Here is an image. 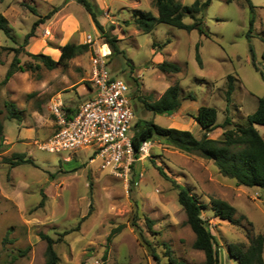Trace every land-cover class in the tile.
<instances>
[{
    "label": "rangeland",
    "instance_id": "rangeland-1",
    "mask_svg": "<svg viewBox=\"0 0 264 264\" xmlns=\"http://www.w3.org/2000/svg\"><path fill=\"white\" fill-rule=\"evenodd\" d=\"M89 1L104 28L119 38L122 51L110 56L108 67L113 76L129 85L132 123L142 116L162 126L189 129L200 137L202 129L193 117L200 105L215 106L217 122L225 115L233 123L243 122L256 108L258 97L264 95V0H251L253 9L246 0H211L202 13L208 35L165 22L143 32L132 21H125L132 19L135 7L157 14L152 0ZM54 8L56 11L46 17ZM0 13L11 26L9 34L0 31V80L15 54L25 66L0 87V264H45L46 242L39 232L56 238L76 224L77 229L54 243L58 264H170L168 248L177 259L204 264L203 251L192 246L194 232L185 222L175 182L190 187L204 203L203 213L216 236L220 263L238 264L228 254L227 245L235 241L247 244L245 228L251 235L264 232V186L236 185L211 159L186 154L157 136L151 137L149 155L133 162L130 176L138 180L133 185L102 167L100 158L91 160V147L75 152L40 148L38 144L55 128L52 97L60 94L67 104L77 105L91 93L86 87L90 53H77L65 65L53 68L30 53H48L56 59L59 45L66 41L84 42L87 33H96L99 41L105 38L78 0H0ZM45 28L50 33L46 34ZM30 31L32 36L26 38ZM196 42L200 62L195 57ZM101 49L107 51L108 47ZM164 59L179 63L181 69L163 72L157 64ZM228 74L233 75L230 99L226 93ZM174 82H178L181 95L191 92L194 98L182 99L172 114H154L133 97L136 85L143 97L157 98ZM6 101L14 103L17 117L8 118ZM255 126L264 138V124ZM132 132L131 126L129 134ZM221 132L217 126L209 135L219 137ZM16 151L32 160L10 164L5 157ZM157 164L174 181L162 176ZM211 196L233 204L240 224L215 218ZM136 213L143 236L131 224ZM147 217L153 221L151 227ZM120 223L123 228L107 241L111 228ZM26 246L29 248L23 252ZM262 255L264 259V245Z\"/></svg>",
    "mask_w": 264,
    "mask_h": 264
},
{
    "label": "trees",
    "instance_id": "trees-1",
    "mask_svg": "<svg viewBox=\"0 0 264 264\" xmlns=\"http://www.w3.org/2000/svg\"><path fill=\"white\" fill-rule=\"evenodd\" d=\"M78 1L83 4L98 30L103 33L105 38L104 41L109 44L110 53L107 55L108 63L110 56L122 51L117 43L119 38L115 33H112L111 29L107 30L104 28L91 6V1ZM210 1L211 0H193L191 3H183L181 0H152L157 14L150 9L135 7L132 9V19L125 21H132L137 28L143 32L151 31L158 22H165L188 31L197 29L200 33L208 35L209 33L203 20L202 13ZM246 1L250 9H253L255 5L252 1ZM54 11H56L55 8L49 11L46 17L51 16ZM185 17H190L191 21H185ZM252 21L253 19H250V26L252 25ZM111 28H114V26L112 25ZM10 30L11 26L8 24V19L0 13V31L9 34ZM29 36H32V31L26 34V38ZM58 48L59 54L56 59L50 54L43 52L30 54L33 57L40 59V61L47 67L53 68L59 63L65 65L69 58L77 53L88 50L89 47L86 42L75 43L72 41H66L60 44ZM195 57L199 62L201 61L199 42H196L195 44ZM262 57L264 59V49L262 51ZM157 66L160 70L166 73L177 72L181 69L179 63L167 59L159 62ZM255 67L257 68V66ZM17 70H25V66L21 63L18 55L15 54L11 59L3 78L0 80V87L4 85ZM262 76L264 77L263 74ZM227 78L229 82L226 93L227 99H230V93L233 89V75L228 74ZM138 90L139 89L136 85L133 97L138 98L142 106L154 114H172L181 106L182 99L194 98V95L191 92H188L186 95H181V89L178 82L168 85L157 98H152L151 95L146 96L147 98L143 97L138 93ZM5 104L8 107V118L17 117L18 114L14 107V103L6 101ZM66 108L68 110H73L74 106L69 105L66 106ZM193 117L202 129L200 137H196L189 129L162 126L154 122L151 118H145L142 116L138 117V119L131 124L133 132L130 134L135 157L139 154L140 143L143 139H151L152 136H157L163 138L166 143L186 154H195L208 160L211 159L221 174L234 178L236 185L264 186V138L255 126V124H264V95L258 97L256 108L246 115L243 122L233 123L229 115H225L221 122H217V109L215 106L208 104L200 105L197 108L196 113L193 114ZM217 126L222 128L221 135L219 137H211L209 132ZM2 137L3 122L0 118V139H2ZM5 160L12 165H16L20 162L30 161L32 159L26 157L23 152L16 151L9 157H5ZM133 166L134 163H132V168ZM157 168L162 176L174 181V179L165 172L161 165L157 164ZM134 180L135 179L131 177L130 182L132 185ZM174 184L177 187V200L186 215L185 222L189 224L194 232L192 246L203 251L204 264H221L219 250L216 248V236L212 231L207 216L203 213V208L205 207L204 203H202L198 196L191 191L190 187L176 182ZM209 202L215 218L232 224H240V218L235 216L236 208L229 201L218 196H211ZM85 216L87 215H83L82 218H85ZM137 220L138 215L136 213L132 218L131 224L136 230H138V233L143 236ZM206 222H208V224H206ZM152 223V219L147 217V224L149 227L152 226ZM123 226L124 224L120 223L111 228L106 237L107 241H110L112 237L123 228ZM78 227L79 224H76L71 229H65L56 238L48 233L39 232L41 238L46 242L44 249L45 264H58V255L54 243L61 239L64 234L68 233L70 230L77 229ZM245 231L248 234L249 242L247 244L242 241L228 243V254L236 258L238 264H264L262 255L264 232L251 235L248 233L249 231L247 232L246 228ZM144 238V240L147 241L146 237ZM148 244H150V242H148ZM28 248L29 246H26L22 251L24 252ZM167 251L170 264H189L186 261L177 259L173 256L170 253L169 248ZM153 255L158 258L156 252H153ZM117 264L126 263L121 262ZM135 264L143 263L137 262Z\"/></svg>",
    "mask_w": 264,
    "mask_h": 264
},
{
    "label": "built area",
    "instance_id": "built-area-1",
    "mask_svg": "<svg viewBox=\"0 0 264 264\" xmlns=\"http://www.w3.org/2000/svg\"><path fill=\"white\" fill-rule=\"evenodd\" d=\"M45 33L50 29L45 28ZM90 65L88 80L94 89L92 96L85 98L73 110L60 94L52 97L50 109L55 128L46 140L38 146L51 152L76 151L79 148H93L91 160L100 158V165L131 183L130 173L135 160L149 155L151 139H143L139 154L134 155L130 139V128L134 117L129 85L125 80L111 74L107 63L110 50L102 51L107 42L99 41L98 35L87 33ZM140 175L142 174L139 172ZM134 180L133 184H137Z\"/></svg>",
    "mask_w": 264,
    "mask_h": 264
},
{
    "label": "crops",
    "instance_id": "crops-1",
    "mask_svg": "<svg viewBox=\"0 0 264 264\" xmlns=\"http://www.w3.org/2000/svg\"><path fill=\"white\" fill-rule=\"evenodd\" d=\"M90 15V14H89ZM91 17V16H90ZM91 21H92V19H91ZM92 23H93V26L97 29V27H96V25L94 24V22L92 21ZM107 47H108V50H110V48H109V44L107 43V45H106ZM113 75V74H112ZM86 87H88L89 89H91V93L88 95V97H90V96H92L93 94H92V86H91V84H90V82H87L86 83ZM70 156V155H69Z\"/></svg>",
    "mask_w": 264,
    "mask_h": 264
},
{
    "label": "water",
    "instance_id": "water-1",
    "mask_svg": "<svg viewBox=\"0 0 264 264\" xmlns=\"http://www.w3.org/2000/svg\"><path fill=\"white\" fill-rule=\"evenodd\" d=\"M206 224H208V222H206Z\"/></svg>",
    "mask_w": 264,
    "mask_h": 264
}]
</instances>
